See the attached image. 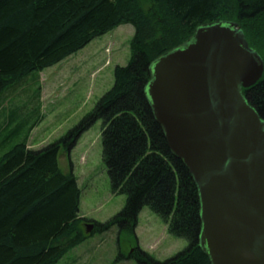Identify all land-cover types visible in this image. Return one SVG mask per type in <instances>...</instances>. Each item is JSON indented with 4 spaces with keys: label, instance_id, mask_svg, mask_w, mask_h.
<instances>
[{
    "label": "trees",
    "instance_id": "1",
    "mask_svg": "<svg viewBox=\"0 0 264 264\" xmlns=\"http://www.w3.org/2000/svg\"><path fill=\"white\" fill-rule=\"evenodd\" d=\"M217 21L238 22L264 58V0H0V95L120 25L135 29L130 61L115 67L113 86L78 124L40 149L30 148L26 135L0 154V264H55L97 231L119 226V235L125 228L134 232L144 206L189 245L160 261L137 244L119 261L212 264L200 246L197 184L172 152L148 86L159 56L190 39L198 26ZM243 91L264 118V75ZM98 120L111 191L127 197L105 222L80 215L78 178L59 165L61 150L71 152ZM88 221L94 222L90 233Z\"/></svg>",
    "mask_w": 264,
    "mask_h": 264
},
{
    "label": "water",
    "instance_id": "2",
    "mask_svg": "<svg viewBox=\"0 0 264 264\" xmlns=\"http://www.w3.org/2000/svg\"><path fill=\"white\" fill-rule=\"evenodd\" d=\"M263 75L236 21L198 26L152 64L153 113L197 184L212 264H264V118L243 91Z\"/></svg>",
    "mask_w": 264,
    "mask_h": 264
},
{
    "label": "rangeland",
    "instance_id": "3",
    "mask_svg": "<svg viewBox=\"0 0 264 264\" xmlns=\"http://www.w3.org/2000/svg\"><path fill=\"white\" fill-rule=\"evenodd\" d=\"M134 32L132 24L120 25L76 52L70 60L76 63L87 60L88 75H92V84H95L85 103L74 108L75 114L57 118L56 122H43L32 130L33 123L19 124L17 127V124L0 123V154L24 139L26 135L29 137L30 147L42 148L59 139L78 124L94 108L104 93L113 86L115 67L126 65L130 61L132 57L130 41ZM95 50L99 51L98 58H93ZM29 78H32V75ZM101 129L102 120H98L83 133L71 152L61 150L59 165L65 173L73 169L78 178L81 189L80 215L105 222L121 211L127 197L113 194L111 191L107 165L103 160ZM87 223L84 226L86 232ZM119 234V226H113L105 232L97 231L55 264H138L134 258L118 260L121 253L129 254L137 244L155 259L164 261L189 245L187 239L170 234L161 217L148 206L142 208L134 232L125 228L121 235Z\"/></svg>",
    "mask_w": 264,
    "mask_h": 264
},
{
    "label": "crops",
    "instance_id": "4",
    "mask_svg": "<svg viewBox=\"0 0 264 264\" xmlns=\"http://www.w3.org/2000/svg\"><path fill=\"white\" fill-rule=\"evenodd\" d=\"M74 55L5 89L0 95V123L38 125L75 114L74 108L85 103L95 84L88 75V61L76 63L70 60ZM98 56L95 50L93 58ZM63 63L65 66H61Z\"/></svg>",
    "mask_w": 264,
    "mask_h": 264
}]
</instances>
